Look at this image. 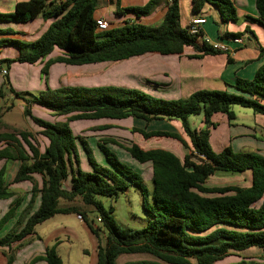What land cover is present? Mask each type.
I'll list each match as a JSON object with an SVG mask.
<instances>
[{
	"label": "trees",
	"instance_id": "1",
	"mask_svg": "<svg viewBox=\"0 0 264 264\" xmlns=\"http://www.w3.org/2000/svg\"><path fill=\"white\" fill-rule=\"evenodd\" d=\"M215 8L223 23L238 21L234 4L230 0H204ZM192 11L197 12V1L192 0ZM157 0H149L141 7L120 10L118 0L115 14L131 13L137 19L125 20L114 26L108 23L106 31H98L95 9L98 0H29L15 5L11 14H0V22L26 23L41 16L52 19L47 29L36 40L26 43L18 39H0V48L10 46L17 50L15 59L0 60L8 68L14 63L35 64L45 60L55 49L61 52L56 58L44 62L40 72L47 73L55 63L68 66L113 63L146 54L181 56L185 48H192L191 59L217 55L202 40V33L190 36L187 28L180 26L179 5L170 0L165 14L157 25H147L140 18L148 16ZM258 19L264 24V0H255ZM10 30H0V35H13ZM225 37H239L226 33ZM200 39V43L197 41ZM264 56V49L260 50ZM7 88L9 83L4 85ZM225 90H199L185 99L164 100L136 89L116 87H62L45 89L37 95L8 89L14 99L25 103L23 116L40 128L39 135L46 141L39 151L34 135L27 131L0 133V161H19L13 182L28 180L29 175H40L43 186L32 190L30 200L14 227L2 238L0 247L7 248V264L14 253L23 247L24 239L35 234V228L56 215H80L90 233L98 242L96 264H116L125 255H148L152 261L126 262L124 264H215L250 248L264 251V154L233 152L225 147L214 153L209 145L210 128L216 126L212 116L221 114L230 124L235 118L233 106L249 109L264 119V61L250 80L236 79ZM4 91H0V97ZM30 96L27 99L26 96ZM37 106L52 116L66 117L65 122L50 123L35 117L31 108ZM203 115V126L192 128L189 118ZM136 119L148 124L153 121L180 123L184 137L167 131H149L131 128L130 133L144 140L164 138L176 141L184 151L179 159L168 150L142 149L135 143L125 145L109 138L96 144L107 165L99 164L93 157L88 142L74 136L69 123L78 121H121ZM2 113L0 106V131ZM108 128V127H107ZM78 139L90 167L79 168ZM125 151L138 164L151 167L152 206L147 207V190L143 178L118 160L108 145ZM249 171V187L236 185L206 186L207 180L218 174H242ZM6 167L0 168V200L11 197L5 183ZM70 178L71 189L62 185ZM133 186L143 197V207L148 220L140 230L123 229L116 225L112 209L105 211L98 197H117ZM37 194L38 209L27 214ZM81 202L83 209L62 207L61 203ZM20 199H15L0 219V229L12 217ZM97 212L96 227L88 219L84 208ZM25 219V220H24ZM24 220V221H23ZM22 225V227H21ZM21 227V228H20ZM104 231V244L100 233ZM17 243L12 247V244ZM63 264L51 247L43 256L33 259V264ZM237 264H247L240 261ZM255 264V263H251Z\"/></svg>",
	"mask_w": 264,
	"mask_h": 264
},
{
	"label": "crops",
	"instance_id": "2",
	"mask_svg": "<svg viewBox=\"0 0 264 264\" xmlns=\"http://www.w3.org/2000/svg\"><path fill=\"white\" fill-rule=\"evenodd\" d=\"M25 1L29 0H0V14L13 13L15 5L19 2ZM113 1L115 0H98V6L96 12L94 13V17L96 19L103 18L107 23H111L114 26L124 22L125 20H137L131 13H125L122 15L115 14L116 6L115 4H113ZM148 1L149 0H118V7L120 10H126L133 7H141ZM177 1L179 5L180 26L182 28H187L191 18L199 16L204 17L206 22L201 29L202 40L207 38L212 42H225L223 39H225L226 33H229L239 34L238 38L241 40V43L229 44L231 50L233 51L232 53H224L219 51L220 53L217 55H207L200 59L188 58V56L193 55L196 52H194L192 48H185L181 56H161L158 54H146L129 58L120 62L89 64L82 66H68L60 63H55L48 68L45 75H38V73H40L41 67L46 60H48L49 58H56L61 55V52L55 49L42 62H37L35 64H12L9 70H7V78L9 79L13 87L16 86L17 90L29 89V86L25 87L23 85H20L19 83H14L12 80V77L14 75L16 76L22 71L21 74L16 76L17 80H27L34 78L39 82L36 87L37 91L32 92H40L44 91L45 89L54 90L62 87H116L124 89H136L164 100L185 99L193 92L199 90H225L226 88L230 89L228 86L233 85L236 79H252L256 70L264 61V56L260 54V50L264 49V24L261 25L255 21L256 19H258L255 0H230L234 4L237 12L238 21L236 23H223L219 19L215 8L211 5L206 4L204 0H196V13H193L192 11V0ZM169 2L170 0H157V3L155 4L150 14L148 16L140 18V22L147 25L159 24L166 12ZM51 22L52 19L45 20L40 15L26 23L17 24L13 22H0V30H10L12 33H14L13 35H0V38H14L23 42H32L40 37V35L47 29ZM199 43L200 39L197 41V44ZM17 55L18 52L13 47L3 46L0 48V58H15L17 57ZM124 67L130 68L131 77L139 79L136 80L137 83H130L129 81L127 82V80L124 79L126 75L122 78L123 74L118 72L121 71H119V69H122ZM75 76H80V78H75ZM147 78H154L155 81L151 84L154 87H151L148 83L143 82L144 80L147 81ZM77 79H79L80 81H77ZM162 85L167 86V91L162 90ZM24 92L28 91L25 90ZM31 110H33V108ZM242 114L248 118L247 122L245 121L247 124H244L243 120H237L235 113V118L232 120V122H230V124L227 122L226 117L221 114L212 116L211 121L217 125L226 126L228 128L227 134H230V139L243 138L245 139L244 143L247 142V144L245 143L244 145H247V147H251L256 150L254 154L263 155L264 149L257 148L255 145H252L256 144L254 142H256L257 140H264L263 117L254 114L252 116L247 113ZM114 122H130L132 123L131 128L134 127L142 129L146 132L167 131L177 133L184 137L180 123L174 121L167 122L162 120L145 124V122L141 120L127 119ZM202 126L203 123L202 121H200L198 128H201ZM0 133L3 132L0 131ZM30 133L33 134L35 133V131H30ZM139 137L143 139L140 135ZM34 139L38 145L39 151L43 152L44 148L47 146V141L44 138L38 139V137H35V135ZM152 139L161 140L164 138ZM170 142L172 143L170 145V149H160L168 150L175 154L179 159H182L184 156V151L181 148L180 144L173 140H170ZM258 143L262 142L258 141ZM135 144L145 150L153 149V147L144 148L136 142ZM3 146L4 144L0 145V148H2ZM81 151L82 150L78 145L79 158L83 156V152ZM5 161L6 160L0 161V168H2V166L6 167V191L11 195V197L8 199L0 200V219L6 214L11 203L15 199H20V202L15 208L12 217L9 218V220L0 229V238L5 236L14 227L17 219L30 200L32 190L34 189L36 191H39L43 186L42 177L36 174L29 175L28 180L26 181H20L16 183L13 182V178L20 165L19 161ZM79 168L80 170H82L81 167ZM144 168L145 172L146 170H148V179L150 181L149 183L152 186L151 167L149 164H144ZM84 171L88 172L90 171V168H84ZM235 175L245 176V179L249 178L247 185H229H236L239 187L250 186L251 174L249 171ZM62 188L65 190L71 189L70 178L63 183ZM39 204L40 196L37 194L32 207L26 217L34 213L38 209ZM61 206L74 207L72 203H61ZM72 214L74 215V219L76 220V222L78 224H81V227L79 228L81 230L83 238L86 241V247L89 248V250H87L86 247L82 249V252L89 257V260L83 261V263L88 262L87 264H96V250L98 242L96 238L90 233L83 220H77L76 215L74 213ZM56 216L38 225L35 228V234L28 236L23 240V247L14 253V259L11 264H33L34 258L43 256L45 251L51 247L55 248V251L61 258L63 264H69V250H71V246H73V240L79 239V234L77 233V231L68 227L67 221H55L54 219L56 218ZM93 222L94 225H96V218ZM16 244L17 243L12 244V247L16 246ZM100 244H104L103 233H100ZM7 251V248L0 247V264H7V258L5 255ZM250 251L251 250L248 249V252ZM256 251H259V249H256ZM242 253L230 256L220 261V263L237 264L240 262V259L238 258H241L240 256H242ZM63 254L66 256V260L63 258ZM137 256L139 257L141 255L120 256L119 258H117L116 264H121L124 260H126L124 259L123 261H120L122 260L121 258ZM34 264L46 263L44 261H38ZM191 264H195V262L191 261ZM215 264H219V262Z\"/></svg>",
	"mask_w": 264,
	"mask_h": 264
},
{
	"label": "rangeland",
	"instance_id": "3",
	"mask_svg": "<svg viewBox=\"0 0 264 264\" xmlns=\"http://www.w3.org/2000/svg\"><path fill=\"white\" fill-rule=\"evenodd\" d=\"M97 8L95 9L96 12ZM94 12V13H95ZM1 39V38H0ZM3 39H9V38H3ZM29 43V42H26ZM16 58V57H15ZM13 58H0V60L4 59H15ZM44 65V64H43ZM12 65H10L8 68L6 65H0V91H4L5 94H3L2 97H0V106H1V113H2V128L1 131L3 133H11L16 131H27V132H34L35 137H38V139L43 138L41 135H39V132L41 131L39 127L34 125L30 119L25 118L23 116V108L25 106V103L21 100L14 99L12 94L8 89H13L16 92L21 93H30V95H37L39 92H32L37 91L36 87L39 84L38 80L33 79H21L17 80L16 76L21 74L14 75L12 77V80L14 83H19L20 85H23L25 87H28L29 89H21L17 90L16 86H12L11 82L7 78V70ZM15 67V66H14ZM43 67V66H42ZM41 67V68H42ZM41 70V69H40ZM121 70V71H120ZM120 72L123 74L122 78L126 75L124 78L129 81L130 83H137L136 79L134 77H131L130 75V68H122L119 69ZM38 73V75H40ZM75 78H80V76H75ZM77 81H80L77 79ZM154 78H147V81L144 80V83H148L151 87V84L154 82ZM6 82L9 83V87L7 88L4 86ZM29 84V85H28ZM162 90L167 91V86L162 85ZM28 92H24V91ZM31 90V91H30ZM26 96V95H25ZM27 99H29L30 96H26ZM37 109H36V108ZM32 114L44 121L50 122V123H56V122H65L66 117H56L52 116L48 111L39 108L37 106L32 107ZM31 108V109H32ZM232 111L236 114L237 120H243L244 124H247L248 118L243 115L242 113H247L249 115H253L252 111L249 109H244L239 106H233ZM203 115L202 113L199 115H194L189 118V123L192 128H198V125L200 124V121H202ZM246 121V122H245ZM69 127L74 134V136L86 141L91 146V150L93 153V157L95 160L101 164V165H107L104 156L99 152L98 147L96 144L102 140L105 139H115L119 143H123L125 145H129L130 143H138L144 148L153 147V148H166L170 149V145L172 144L170 140L168 139H151L144 141L139 137L138 134H132L130 133L132 123L130 122H114L109 120H99V121H78V122H70ZM108 127V128H107ZM227 127L224 125H217L214 128H210V137H209V145L210 148L214 153H218L222 148L229 147L233 152L242 151V152H249L254 153L256 152L255 149L251 147H247V145H244L243 138H236V139H230V134H227ZM37 131V132H36ZM233 131V130H232ZM227 135V136H226ZM224 140V141H223ZM258 141H261L262 143H258ZM264 140H257L255 145L257 148L264 149ZM78 145H79V139H78ZM80 146V145H79ZM110 146V147H108ZM108 149H110L112 152L115 153L116 157L120 162H122L124 165L129 167L132 171L139 174L143 181L145 180L144 187L147 190V196L145 197V203L147 207L152 206L151 197H150V191H151V184L149 183L148 179V170L145 172L144 165L138 164L134 160H132L129 155L119 149L117 146L108 145ZM83 152V151H81ZM79 167H81L82 171H84V168H90L87 160L85 158L84 152L83 156L79 158ZM85 172V171H84ZM245 176H237V175H229V174H218L213 177H210L207 182L206 186L212 187V186H224L229 184H239V185H247L249 178L245 179ZM98 201L101 202V205L105 211H108L110 208L112 209V216L117 226L123 229H131V230H140L145 227L146 222L148 220V213L145 211L143 207V197L135 187L130 186L128 189L121 193L119 192L117 197L114 199L111 198H102L98 197ZM75 208L77 209H83L81 202L79 200H75L73 203ZM84 210L87 211L88 219L95 221V217L98 215L97 212L93 208H84ZM76 215V214H75ZM55 221H62L65 220L68 223V227L77 231L79 234L78 240H73V246H71V250H69L68 255V261L69 264H87L83 263V261H88L89 257L88 255H85L82 252V249L86 247V241L82 236L81 230L79 227H81V224H78L76 220L74 219L73 214H67V215H60L56 216L54 219ZM53 220V221H54ZM96 227H101L99 222L96 221ZM104 236L105 233L102 231ZM67 247V246H66ZM87 250H89L88 247H86ZM250 252L245 251L240 256L241 258L239 261H244L247 264L251 263H257V264H264V252L262 250L256 251L255 248L249 249ZM255 250V251H254ZM261 251V252H260ZM63 258L66 260V256L63 254ZM123 261L121 264H124L126 262H137V261H152L153 258L148 255H141L137 257H126L121 258ZM237 259V260H238ZM218 263V262H217ZM219 264H221L219 262Z\"/></svg>",
	"mask_w": 264,
	"mask_h": 264
},
{
	"label": "built area",
	"instance_id": "4",
	"mask_svg": "<svg viewBox=\"0 0 264 264\" xmlns=\"http://www.w3.org/2000/svg\"><path fill=\"white\" fill-rule=\"evenodd\" d=\"M64 1V0H61ZM204 17H193L190 19L187 30L190 36H198V34L201 32L202 26L205 24ZM96 26L98 31H106L108 29V23L103 19L99 18L96 20ZM225 42H212L209 39H204V43L211 47L215 51H221L224 53H232L229 44H240L241 40L238 37H225L223 39ZM77 220L81 221L82 218L80 215H76ZM99 221V220H97Z\"/></svg>",
	"mask_w": 264,
	"mask_h": 264
}]
</instances>
